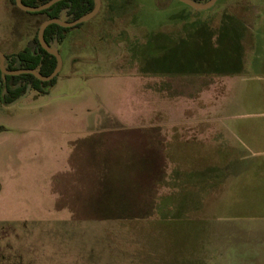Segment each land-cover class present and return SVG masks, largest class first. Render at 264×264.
I'll return each instance as SVG.
<instances>
[{
	"label": "rangeland",
	"instance_id": "1",
	"mask_svg": "<svg viewBox=\"0 0 264 264\" xmlns=\"http://www.w3.org/2000/svg\"><path fill=\"white\" fill-rule=\"evenodd\" d=\"M44 18L0 0V51ZM51 47L48 92L0 102V264H264V176L212 183L234 152L202 140L264 88L223 104L222 75L191 71L264 77V0H100Z\"/></svg>",
	"mask_w": 264,
	"mask_h": 264
},
{
	"label": "crops",
	"instance_id": "2",
	"mask_svg": "<svg viewBox=\"0 0 264 264\" xmlns=\"http://www.w3.org/2000/svg\"><path fill=\"white\" fill-rule=\"evenodd\" d=\"M258 68L262 67H258L255 63L246 64L241 62L236 67L240 72L222 75L220 80L221 102L223 104H235L236 102L233 100L251 99L256 96L261 90V86L264 88V77H244V75H253L254 72L249 74L248 71H256ZM224 76L234 78L231 81L222 80ZM219 118L221 127L219 129L207 128V130H204L202 140L210 142L209 145L219 151L221 158L223 151H233L234 159H236L234 160L235 165L232 169L228 168L231 164L229 159L234 155L229 156L227 159L224 157L218 163L207 162L205 167H210L205 168V172L208 173L207 177L212 178V183H220L224 177L231 176L233 173L237 181H241L245 175L252 179L257 178L256 173L259 176H264V111L250 113L226 112L225 115ZM196 133L199 134L200 132L196 131ZM221 166L222 171L218 169ZM214 167H218V170L213 169Z\"/></svg>",
	"mask_w": 264,
	"mask_h": 264
},
{
	"label": "trees",
	"instance_id": "3",
	"mask_svg": "<svg viewBox=\"0 0 264 264\" xmlns=\"http://www.w3.org/2000/svg\"><path fill=\"white\" fill-rule=\"evenodd\" d=\"M24 5L38 6L46 3L49 0H21ZM201 3L202 0H193ZM10 2L16 6L15 0ZM94 6L93 0H60L49 8L38 12H27L31 15H44L45 18H61L65 21H72L92 10ZM42 22V21H41ZM79 23L73 27H62L57 24L48 25L43 32L44 41L51 46L52 41L62 42L67 33L74 27L81 25ZM37 29L34 35L26 45L16 53L4 54L5 66L7 69L14 70L19 68H31L36 69L39 74L46 76L49 75L55 65L56 59L53 55L47 53L39 44L37 39ZM229 67V66H228ZM222 69L221 71L216 67L205 66V68H194L196 72H208L214 70L218 74L227 75L238 72V69L231 68ZM184 70V69H180ZM177 70V71H180ZM176 71V72H177ZM57 75L48 81H41L34 75L29 73L7 75L2 74L0 71V102L9 104L22 96L28 87H31L37 92H48L56 82ZM148 187V186H147Z\"/></svg>",
	"mask_w": 264,
	"mask_h": 264
},
{
	"label": "water",
	"instance_id": "4",
	"mask_svg": "<svg viewBox=\"0 0 264 264\" xmlns=\"http://www.w3.org/2000/svg\"><path fill=\"white\" fill-rule=\"evenodd\" d=\"M60 0H49L46 3L42 4V5H38V6H27L24 5L22 3L21 0H15V4L17 7H19L20 9L27 11V12H38L44 9L49 8L51 5H53L54 3L58 2ZM191 7L194 8H198V9H206L210 6H212L216 0H207L204 3H198L196 1L193 0H179ZM94 2V6L92 8L91 11H89L88 13L72 20V21H65L61 18H47L44 19L38 26L37 29V39L39 41L40 46L49 54L53 55L56 59V65L53 69V71L46 76H43L41 74H39V72L36 69H31V68H19V69H14V70H10L7 69L5 64H4V54L3 52L0 51V71L2 74H7V75H17V74H24V73H29L34 75L37 79L41 80V81H48L51 80L52 78H54L58 72L61 70L62 67V59L60 54L58 53L57 50H55L53 47H51L50 45H48L44 39H43V32L44 29L50 25V24H57L60 25L62 27H73L79 23H83L87 20H89L91 17H93L97 11L99 10L100 7V0H93ZM14 102V101H13Z\"/></svg>",
	"mask_w": 264,
	"mask_h": 264
},
{
	"label": "flooded vegetation",
	"instance_id": "5",
	"mask_svg": "<svg viewBox=\"0 0 264 264\" xmlns=\"http://www.w3.org/2000/svg\"><path fill=\"white\" fill-rule=\"evenodd\" d=\"M27 12V11H26ZM4 54V53H3Z\"/></svg>",
	"mask_w": 264,
	"mask_h": 264
}]
</instances>
